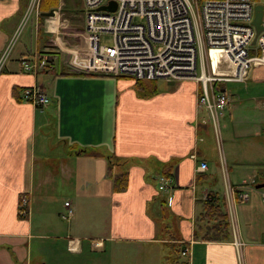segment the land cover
I'll return each instance as SVG.
<instances>
[{
  "label": "crops",
  "instance_id": "0c3cea01",
  "mask_svg": "<svg viewBox=\"0 0 264 264\" xmlns=\"http://www.w3.org/2000/svg\"><path fill=\"white\" fill-rule=\"evenodd\" d=\"M28 1L0 0V57ZM72 4L34 14L28 41L18 40L0 69V264H264V187L256 188L264 184V63L240 83L213 87L229 99L213 127L196 106L194 81L155 84L140 99L130 79L74 70L81 48L68 42L79 40L83 15L78 21ZM65 12L79 22L69 40ZM36 54L50 56L53 69L21 72L19 60ZM33 85L44 108L13 98L12 89ZM109 173L127 174L124 192H112ZM208 191L227 215L226 241H202ZM56 194L62 214L64 203L72 212L60 231L50 220Z\"/></svg>",
  "mask_w": 264,
  "mask_h": 264
},
{
  "label": "built area",
  "instance_id": "2783aa9c",
  "mask_svg": "<svg viewBox=\"0 0 264 264\" xmlns=\"http://www.w3.org/2000/svg\"><path fill=\"white\" fill-rule=\"evenodd\" d=\"M39 0H29L26 15H38ZM113 3L114 9H100ZM257 0H82V32L78 37L81 50L70 66L87 74L122 77L132 81H194L198 83L196 106L209 123L216 120L228 105V96L214 93L215 83H240L253 63H264V32L256 38L258 56H249L254 36L251 21ZM260 26L264 27V6ZM58 8H56V11ZM109 36L110 44L101 42ZM8 44L0 57V69L8 53ZM19 68L35 76L53 69L52 58L36 54L21 58ZM20 102L44 108L47 97L37 85L25 88ZM205 169L200 163L198 170ZM164 184L158 186L163 190ZM241 200L247 188L236 189ZM252 190V188H250ZM264 201V195L262 196ZM25 198L19 199V213L24 214ZM60 217H71L68 203ZM185 254V250L181 255Z\"/></svg>",
  "mask_w": 264,
  "mask_h": 264
},
{
  "label": "trees",
  "instance_id": "16d2710c",
  "mask_svg": "<svg viewBox=\"0 0 264 264\" xmlns=\"http://www.w3.org/2000/svg\"><path fill=\"white\" fill-rule=\"evenodd\" d=\"M58 4V0H39L38 2V11L39 13H47L48 11L54 9ZM40 21L38 22V31L40 32ZM251 46L248 50L249 56H258L259 51ZM55 75L61 74L62 72L58 73L55 71H51ZM128 79V78H127ZM215 91L221 90V86L219 83H215L213 85ZM133 90L137 98L143 99L151 97L155 94V81L151 82H142V81H134L133 82ZM16 89H12L13 98L15 101L20 102L19 95L20 91ZM110 168L108 167V172ZM167 176L168 174H164ZM109 178L111 181V189L113 193H122L125 191L127 187V174L121 173L114 176H111L109 173ZM202 213L199 215L201 221H205L207 223H213L207 232L204 233L202 236V241H226L229 238L228 234V219L225 212L219 209L217 205V199L214 193L208 191L206 197L201 203ZM19 218H23L24 216H18ZM210 233V234H208Z\"/></svg>",
  "mask_w": 264,
  "mask_h": 264
},
{
  "label": "rangeland",
  "instance_id": "374dc122",
  "mask_svg": "<svg viewBox=\"0 0 264 264\" xmlns=\"http://www.w3.org/2000/svg\"><path fill=\"white\" fill-rule=\"evenodd\" d=\"M69 0H63V2H68ZM29 2V1H28ZM70 2H72L73 6H74V11H75V14H76V19L78 21H80L82 15H83V7H82V0H70ZM257 4L259 5H262L264 6V0H257ZM28 6V4H27ZM27 6H26V9H27ZM38 10V9H37ZM34 8H33V11L32 13H30L29 15L23 16V18L21 19V21L19 22V24L17 25L12 37L10 38V40H8V53H7V56H6V59L7 57L11 54V52L14 50L15 48V45L16 43L18 42V40H22L23 43H26L29 39L28 35L30 33V31L32 30V27H31V22H32V19H33V16H34ZM38 14H39V11H38ZM60 14V13H59ZM58 14V15H59ZM40 15V14H39ZM70 17V14L68 13H64L62 15H59V22L61 21H66L67 22V30H66V36L64 37L65 40H69L71 37H69V35L67 34L68 32H72L70 31L71 28L73 27H76L77 23L79 24V22H75L74 19H71L69 18ZM77 40H78V37H75ZM101 42L106 44V45H109L110 44V38L109 36H103L101 38ZM69 44H73L74 46H77L79 45L81 42L78 40L76 41L75 40V43H72V42H68ZM254 49L256 48V45L252 46ZM6 49V48H5ZM66 55H62V58L63 60L65 59ZM155 84L157 87H159V85L162 84V81H155ZM228 88H231V86H227ZM219 122V121H218ZM57 196H54L53 199L50 200L49 202V208H51V225L53 227L54 230H57V231H60L62 229V227H64L68 222L64 221V220H61L59 218V214H62V209L60 207V205L62 204V199H60V197L62 196L61 194H56ZM60 195V197H59ZM205 226L204 228H210V224L205 222L203 223ZM208 226V227H207ZM208 228V229H209ZM47 233V232H45ZM49 233H52V232H49ZM51 235V234H50ZM40 255L42 256L40 258ZM35 259H42V260H47V257L48 255L47 254H42V253H39L38 251L34 252V256H33Z\"/></svg>",
  "mask_w": 264,
  "mask_h": 264
},
{
  "label": "water",
  "instance_id": "95a60500",
  "mask_svg": "<svg viewBox=\"0 0 264 264\" xmlns=\"http://www.w3.org/2000/svg\"><path fill=\"white\" fill-rule=\"evenodd\" d=\"M100 9H109V10H113L114 9V5L113 3H110L108 7H101ZM260 13H261V7L259 5L254 6L253 8V18L251 21V25L253 27V31H254V36L253 39L251 41V46L255 45L256 42V38L259 36V34H261L262 32H264V27L260 26ZM42 17H51L52 16V12H47V13H41L40 14ZM169 85H171L172 83H168ZM264 184L258 185L256 186L257 189L259 188H263Z\"/></svg>",
  "mask_w": 264,
  "mask_h": 264
}]
</instances>
